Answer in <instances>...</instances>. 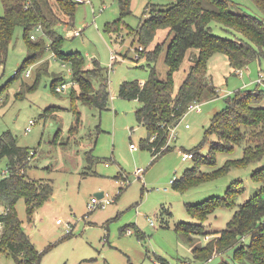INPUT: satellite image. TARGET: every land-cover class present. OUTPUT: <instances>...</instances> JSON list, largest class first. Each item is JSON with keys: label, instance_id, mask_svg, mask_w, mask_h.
<instances>
[{"label": "rangeland", "instance_id": "obj_1", "mask_svg": "<svg viewBox=\"0 0 264 264\" xmlns=\"http://www.w3.org/2000/svg\"><path fill=\"white\" fill-rule=\"evenodd\" d=\"M74 1L77 4L73 24L66 26L58 19L55 25L63 38L61 50L82 57L81 75L94 88L101 81L92 69L93 61H98L107 78L106 108L99 110L78 99L80 87L75 81L73 92L69 88L56 93L53 83L73 81L70 59L56 56L49 48L43 57L35 54L37 61L28 64V57L38 48L27 50L20 28L15 30L7 59L0 66V135L11 132L18 145L35 153L26 170L27 179L51 181L53 185L52 196L30 218L23 198L14 206L24 232L42 253L39 264H159L158 258L170 264H232L236 245L205 261L193 257V248L202 247L206 239L214 238L226 227L237 205L255 193L259 183L251 180L250 175L264 164V159L246 168H232L217 179L183 190L175 189L171 180L184 177L194 166V159L181 160L183 150L198 147L201 155L209 151L215 137L205 138V132L212 116L222 112L237 94L257 87L258 75L264 77V56L234 70L224 54H213L207 66L217 97L202 101L200 112L184 114L175 127L176 137L170 149L152 157L141 146L147 130L135 119L134 112L141 104L120 97L119 86L148 78V61L145 57L135 58L140 45L138 26L154 9L166 8L172 0H131V13L120 24L118 33L108 31L119 16L117 0ZM230 1L235 12L262 17L251 0ZM49 2L55 10V1ZM3 13L0 1V16ZM59 17L64 18L61 14ZM73 31H80V35L72 36ZM37 35L49 45L47 37L40 32ZM171 38L172 33L168 36L167 30L159 29L151 44L165 41L152 63L162 79L168 71L165 56ZM24 65L30 70L29 77L24 76L26 70L20 72ZM189 67L185 58L174 73V94ZM259 89L264 106V83ZM30 120L35 123L25 132ZM241 156L242 146H236L231 153H219L216 164L203 169H216L227 159ZM5 170L2 159L0 177ZM238 179L243 181L244 190L236 199L237 205L216 207L203 222V235L193 234L188 239L178 230L181 223L198 222L190 216L189 207L223 196ZM101 191L112 201L89 212L88 203ZM66 225L70 227L69 234ZM127 229L131 234L126 233ZM250 240V236H244L241 242L247 244ZM0 264H15L4 247H0Z\"/></svg>", "mask_w": 264, "mask_h": 264}, {"label": "trees", "instance_id": "obj_2", "mask_svg": "<svg viewBox=\"0 0 264 264\" xmlns=\"http://www.w3.org/2000/svg\"><path fill=\"white\" fill-rule=\"evenodd\" d=\"M0 1L4 7V13L0 16V66L7 59L15 30L20 28L27 50L38 48L28 57V64L37 61L35 54L43 57L49 48L56 56L70 59L73 81L80 87L78 99L99 110L106 108L109 99L107 78L98 61H93L92 69L93 74L101 77V81L99 87L94 88L90 80L81 75L84 66L82 57L78 53L65 54L61 50L63 38L55 25L58 19H61L59 23L66 26L73 24L76 1L54 0L55 10L49 0ZM117 1L119 16L108 27L111 33H118L120 24L131 13V0ZM251 1L261 12V18L235 12L230 0H172L170 6L154 9L139 23V46L144 47L141 58L145 57L148 61L149 76L143 82H123L119 86V96L140 102L141 105L134 112L135 119L147 130L141 146L152 157L170 149L169 146L161 151L170 129L180 122L189 103H201L217 97V89L211 82L207 66L213 54H224L234 70L264 56V0ZM59 14L64 16L63 20ZM38 26L41 31L37 30ZM159 29L167 30L168 36L172 33L165 56L168 71L164 79L158 77L152 65L165 43L151 45ZM39 32L47 37L49 45L37 35ZM32 34L35 35L34 39L31 38ZM185 58L189 60L190 67L174 94L173 75L180 69ZM24 67H21L20 72L26 70ZM65 82L53 83V90L56 85ZM260 85L257 83L255 89L237 94L227 102L222 112L212 116L205 138L214 136L215 140L210 142L209 151L205 155L199 153L198 147L183 150L194 153L195 163L184 177L171 181L175 189L183 190L191 185L217 179L232 168H246L250 163L264 159V106ZM73 88H70L72 92ZM153 135L155 139L150 141ZM236 146H242L240 158L227 159L220 167L210 171L203 169L204 166L215 165L219 153H231ZM34 154H30L28 148L18 145L11 132L6 131L0 135V160H5L7 170V175L0 177V202L9 209L4 218L5 230L0 247L9 251L15 264H39L42 255L24 232L14 210L16 202L20 198L24 199L27 216L30 218L35 209L53 194L51 181H31L26 178V170ZM250 179L259 183V186L244 203L236 204L238 195L244 190L243 181L238 179L230 184L223 196L210 198L188 208L190 216L198 222L181 223L177 228L190 239L193 234H204L203 222L216 207H238L224 229L214 238L206 239L204 246L193 248L196 260L211 259L236 245L231 256L232 264H264V164L251 173ZM244 236L251 237L249 243L241 242ZM158 263L170 264L164 258H158Z\"/></svg>", "mask_w": 264, "mask_h": 264}, {"label": "built area", "instance_id": "obj_3", "mask_svg": "<svg viewBox=\"0 0 264 264\" xmlns=\"http://www.w3.org/2000/svg\"><path fill=\"white\" fill-rule=\"evenodd\" d=\"M37 30L38 31H41V27L38 26L37 27ZM72 36H79L80 35V31H73L71 33ZM31 38L34 39L35 38V35H31ZM143 50V47L142 46H138V50L136 52V55H135V58L136 60H140L141 59V51ZM18 73L15 72L14 75L16 76ZM24 76L25 77H29L30 76V70H26L25 73H24ZM263 79L264 77L259 74L258 75V79H257V83L258 84H262L263 83ZM73 84H74V81L72 82H65V83H62V84H58L54 87V90L57 92V93H63L65 90L69 89V88H72L73 87ZM200 104L199 102L197 101H193L191 103L188 104L187 106V109H186V113L188 112H200L201 111V107H200ZM35 123V121L33 120H30L29 123L27 124V127H26V130L25 132H29L31 130V126ZM175 126H173L170 131H169V134H168V137H167V140L165 142V144L162 146L161 148V151L162 150H166L171 142L173 140H175ZM186 128L189 127V125H185ZM155 139V135L151 136L150 137V141L154 140ZM130 147H133V145H130ZM34 152H30V154H33ZM188 159H194V153L193 152H189V151H182L181 152V160L182 161H187ZM5 175H7V170L3 171L2 173V177H4ZM172 181V180H171ZM112 200L109 199V198H106L105 195H103L102 197H93L91 198L90 202L88 203L87 205V210L90 212V211H93L94 209H96L97 207H101V208H104L106 207V205H108ZM9 209L5 206H3L0 202V243L2 241V238H3V234H4V230H5V216L6 214L8 213ZM151 224H153V222L151 221ZM66 233L69 234L70 233V230H69V226L66 225ZM126 233L127 234H131V231L129 229L126 230Z\"/></svg>", "mask_w": 264, "mask_h": 264}, {"label": "water", "instance_id": "obj_4", "mask_svg": "<svg viewBox=\"0 0 264 264\" xmlns=\"http://www.w3.org/2000/svg\"><path fill=\"white\" fill-rule=\"evenodd\" d=\"M102 194H103L102 192H97V193H95V196L100 198V197H102Z\"/></svg>", "mask_w": 264, "mask_h": 264}, {"label": "crops", "instance_id": "obj_5", "mask_svg": "<svg viewBox=\"0 0 264 264\" xmlns=\"http://www.w3.org/2000/svg\"><path fill=\"white\" fill-rule=\"evenodd\" d=\"M102 192V191H101ZM103 193V192H102ZM104 194H102V196H103Z\"/></svg>", "mask_w": 264, "mask_h": 264}]
</instances>
